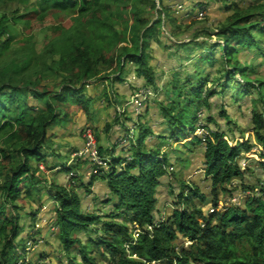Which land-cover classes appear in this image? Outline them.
Here are the masks:
<instances>
[{
  "label": "trees",
  "instance_id": "1",
  "mask_svg": "<svg viewBox=\"0 0 264 264\" xmlns=\"http://www.w3.org/2000/svg\"><path fill=\"white\" fill-rule=\"evenodd\" d=\"M17 1L0 0V6ZM159 1L161 10L156 14L136 6L132 10L133 16L129 14V17H124L118 8L120 0H49L53 13L67 12L78 16L73 19V28L60 31L62 34L48 43L42 55H38L33 46L20 53L21 56L17 55V58H23L21 61L26 64L24 69L15 64L19 59H9L7 56L14 41L10 37L11 21L14 24H26L37 19L43 21L50 14L34 8L26 9L25 14L12 20L7 15L0 16V144L4 147L13 141L20 144L18 149L0 150V166L3 169L0 183V264H17L19 261L15 256L14 243L25 232L20 223V212L24 210L20 202L36 201L45 187L37 174L40 172L39 163L43 161L42 151L51 143L49 131L65 123L74 106L86 115L91 114L94 98L87 91L88 82L101 76L99 68L116 65L115 70L121 73L126 61L134 63L139 66L137 72L145 81L146 88L158 89L155 73L149 63L150 40L160 42L164 34L163 17L176 26L178 31L174 35L180 37L177 22L187 15L171 16L170 9L164 5L165 0ZM172 1L186 7L189 0ZM263 8L252 6L244 9L238 4L229 6L227 10L232 15L218 26L216 35L224 43L220 46L221 56L217 57L218 53L214 52L207 53L203 62L209 63L211 70L204 75L200 72L197 79L189 78L184 83L179 78V87L190 86L188 94L176 87L174 92L178 99H173L169 107H161L170 137L186 141L193 136L195 123L199 120L194 108L209 105V100L215 95H226L232 90L236 92L234 101L239 104L254 91L256 95L250 103L253 104L252 124L257 144L233 145L235 139H230L232 129L209 132L205 139L204 166L205 175L211 181L213 201L207 200L195 182H182L178 207L184 201L187 209H177L160 221L157 220L156 196L161 180L168 174V159H159L161 148L155 151L146 147L144 141L154 134L150 130L136 138L135 147L131 150V164L124 166L125 161L120 158L112 160L108 165L109 171H103L100 177L114 196L116 214L110 218L112 221L103 222L99 216L87 214L82 198L75 189L51 183L47 195L56 203V226L61 246L66 252L77 245L81 246L83 262L79 264L96 263L88 255V246L82 245L77 234L87 233L99 225L103 226L107 237L98 246L107 248L110 264H264V178L255 174L259 186L246 184V173L238 161L243 149L250 153L259 145L264 150V79L254 80L250 74L247 75L245 68L248 67L243 66L239 58L245 50L251 52L260 45L253 32L255 27L260 30L264 27ZM190 14L196 16L194 10ZM130 22L134 31L133 48L123 47L122 54L116 57L117 47L128 43ZM122 26H125L124 31L120 29ZM203 32L208 38L214 34L206 30ZM192 43L195 44L192 41L182 46L187 47ZM207 43H196V46L202 48ZM211 50L216 51L217 46ZM7 57L9 60H5ZM48 60H51L50 66H56L58 76L62 78L60 89L54 90L39 82L31 86L23 76L18 75L19 68L20 73L46 72L49 69ZM13 65L18 68L10 67ZM238 74L242 75L245 83L235 79ZM208 83H212L216 89L210 90ZM28 93L38 103L36 107H30L27 103ZM182 96H185L184 101L181 100ZM223 116H227L226 111ZM208 121L214 122L212 118ZM111 128L108 126L107 130ZM159 138L164 140V137ZM195 141L196 145L202 143L199 138ZM105 153L100 149L102 159ZM261 167L264 169V163H261ZM94 168L98 166L94 165ZM69 171L65 170L66 173ZM248 172L254 173L251 169ZM96 179L95 176L92 178L93 181ZM235 182L242 183L244 192L253 193V196L241 207L232 205L217 210L221 202L219 192L232 194L228 187ZM259 188L262 191L257 194ZM185 191H190V195L185 196ZM208 206L210 210L205 211ZM211 210L214 212L207 216ZM29 215L36 216L35 213ZM132 226H135L133 230L140 231L137 242ZM186 242L191 244L186 247Z\"/></svg>",
  "mask_w": 264,
  "mask_h": 264
},
{
  "label": "rangeland",
  "instance_id": "2",
  "mask_svg": "<svg viewBox=\"0 0 264 264\" xmlns=\"http://www.w3.org/2000/svg\"><path fill=\"white\" fill-rule=\"evenodd\" d=\"M23 1L27 2L22 4ZM120 2L121 5L118 8L124 17H129V14L133 16L132 10L136 6H140L142 10L148 9L153 14L161 10L159 0H120ZM174 3L172 0L164 2V5L170 9L171 16L187 14L177 22L180 26V37L174 35L178 31L176 26L163 17L164 34L160 42L152 39L149 44V63L155 73L158 89L146 88L145 81L137 72L139 66L134 63L126 61L121 73L115 70L116 65L111 68L101 66L99 68L101 76L96 79L97 81L88 82L87 91L94 98L91 114L86 115L81 109L74 106L68 113L67 121L49 131L48 136L51 143H48L42 151L43 161L39 163L40 172L37 174L45 187L42 188L36 201L34 199L20 202V206H24V210L20 212V223L24 226L25 232L14 243L15 256L19 258L17 264H79L83 262L80 255L81 246H75L70 252L64 251L61 246L56 226V203L51 197H48V187L51 183H55L75 189L82 198L84 211L87 214L99 216L103 222L112 221L110 218L116 214L114 196L110 193L108 184L100 177L103 171H109L108 165L112 160L124 159V166L133 162L131 150L135 147L136 138L144 131L154 132L144 141L146 147L155 151L161 148L159 159L163 160L165 157L168 159L166 167L168 174L161 180V186L156 196L158 199V221L166 219L177 209L181 211L187 209L184 201H182L181 207H178L182 195L180 190L182 182L188 184L195 182L207 200L213 201L214 193L210 185L211 181L205 175L204 166L205 139L209 132L218 129L225 131L232 129L230 139H235L233 145L236 143L257 144L252 124L253 104L250 103L256 95L254 91L239 104L234 101L233 96L236 95V92L232 90L226 95H215L209 100V105L194 108L199 120L195 123L193 136L186 141H177L170 137V130L163 118L161 107H169L173 99H178L177 93L174 92L176 87L188 94L190 86L184 84L186 88L179 87V83H177L179 78H182L180 81L184 83L189 78L197 79L200 72L204 75L211 70V65L203 62V57L207 53L214 52L218 53L217 57L221 56L220 46H223L224 43L216 35L218 26L232 15L227 10L228 7L234 4H238L244 9L252 6H264V0H189L186 7ZM127 7L129 8L126 9ZM34 8H38L42 12L46 10L50 16L43 21L40 19L30 20L26 24H14L11 21L10 37H13L14 41L8 50L9 59L17 58V55L21 56L20 53L29 49V46H33L34 51L38 55H42L45 53L48 43L62 34L60 31L65 32L73 28V19L78 16L67 12L53 13L49 0H18L15 3H7L0 6V16L7 15L12 20L25 14L26 9ZM202 9L206 10L205 16L199 18V12ZM193 10L196 13L195 17L190 14ZM144 16L146 17L147 13ZM155 17L157 19V16ZM131 25L132 22L129 23L128 43L117 47L116 57L122 54L123 47L133 48L134 31ZM120 29L124 31L125 26ZM203 30L208 33L214 32V34L208 38L204 35ZM197 34L200 35L194 39ZM253 34L257 42L260 43L259 47L251 52L245 50L239 58L242 65L248 67L245 68L247 75L250 74L254 80L264 79V27L262 30L255 27ZM192 41L195 44L192 43L187 47L182 46V44ZM204 42L208 43L202 48L196 46V43ZM215 46H217V50L212 51L211 49H214ZM8 57L5 60H9ZM17 59L19 60L15 64L19 67L23 66L20 68L24 69L26 64L21 61L23 58ZM48 63L47 68L49 69L46 72L20 73L19 68L18 75L23 76L25 82L28 81V85L33 86L34 83L39 82L44 86L48 85L51 89L58 90L61 88L58 87L62 78L58 76L59 71L56 66H50L51 60H48ZM16 65L10 67L16 69L18 68ZM217 76L218 72L215 74V77ZM235 79L245 83L241 74L236 75ZM23 87L27 86L21 88ZM208 88L214 90L216 86L208 83ZM184 98L185 96H182L181 100L184 101ZM27 100L30 107H36L38 104L31 93H28ZM224 111L227 116H223ZM209 118H212L214 122H209ZM116 119L118 121H115ZM108 126L112 127L110 131L107 130ZM89 132L96 138L99 153L100 149L106 151L102 165L99 161L96 162L90 153H84L88 143L86 137ZM159 136L164 137V140ZM196 138L202 141L200 145L195 144ZM19 147L20 144L15 141L10 142L8 147L0 144V150H14ZM112 154L113 157H110ZM263 158L264 150L259 145L250 153L244 149L241 150L238 161L246 173V184L254 183L255 186H259L256 183L257 175L255 174L264 178V169L261 167V163H264ZM154 159H158V157ZM94 165L98 168H94ZM67 169H70L68 173L65 172ZM250 169L254 173L250 174L248 172ZM2 171V166H0V183L3 180ZM94 176L97 177L95 181L92 180ZM228 189L232 190V194L223 195L219 192L221 202L217 210L226 209L232 205L241 207L249 197L253 196V193L244 192V185L240 182H235ZM261 191L262 188L256 190L257 194ZM186 195H190V191H185ZM197 203L203 207L200 202L197 201ZM209 206L205 207V211ZM213 212L214 210H211L207 216ZM31 213H35L36 216L29 215ZM134 227L132 226L131 229L134 240L137 242L140 231L133 230ZM102 229L103 226L99 225L93 227L91 231L77 234V236L82 245L88 246V255L96 264H110L107 248L98 246L101 240L107 237ZM190 244L186 242V247Z\"/></svg>",
  "mask_w": 264,
  "mask_h": 264
},
{
  "label": "built area",
  "instance_id": "3",
  "mask_svg": "<svg viewBox=\"0 0 264 264\" xmlns=\"http://www.w3.org/2000/svg\"><path fill=\"white\" fill-rule=\"evenodd\" d=\"M206 10L202 9L201 12H199V18H203L205 16ZM87 147L85 149V154L90 153L91 157L97 162H100V165L103 164V159L100 156L99 150L97 148L96 138L92 135L91 132L88 133L87 137Z\"/></svg>",
  "mask_w": 264,
  "mask_h": 264
}]
</instances>
